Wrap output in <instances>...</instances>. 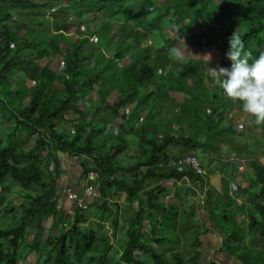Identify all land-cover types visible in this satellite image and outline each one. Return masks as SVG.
<instances>
[{"label": "trees", "instance_id": "obj_1", "mask_svg": "<svg viewBox=\"0 0 264 264\" xmlns=\"http://www.w3.org/2000/svg\"><path fill=\"white\" fill-rule=\"evenodd\" d=\"M65 1L67 5H63ZM51 6H57L59 13L52 14L53 19L49 20ZM214 10L218 15L213 18ZM102 16L113 22L122 21L117 32L121 34L120 43L111 55L98 52L85 35L77 33L81 25L94 23ZM209 19L211 24L215 22L218 33L224 21L228 26L239 22L238 37L245 49L253 57L264 51V0H221L220 4L213 0H0V112L6 113L5 120L9 122L0 124V130L7 126L10 129L1 132L7 143L0 135V193L8 181L17 183L28 203L21 206L19 225L0 228V264H22L18 243L28 239L30 221L34 219L41 226L49 217H53L59 234L45 242L38 241L40 230L29 247L36 250L37 243L50 246L41 264H147L141 260L144 256H150L154 264H166V251L176 244L166 240L180 216L179 208L167 196L173 184L186 176L204 183L190 167L171 165L179 157L170 148H187L204 159L219 153L209 140L225 114L221 104L241 108L239 102L227 97L225 103L217 99L219 87L207 88L212 77L204 72L201 61L190 56L204 49L207 40L216 48L227 50L231 28L226 27L228 34L217 40L211 30L202 29ZM171 23L183 26L186 50L190 53L186 58L176 55L179 42L170 37ZM147 32L164 43L156 49L155 56L149 52V43L142 40L147 39ZM28 60L41 66L40 77L34 83L16 78V72ZM192 86L197 90L184 100L188 102L186 107L192 105L196 118L182 121L173 130L168 111L169 102L175 98L173 91ZM207 94L214 101L208 116L204 105L200 106ZM139 114L144 117L143 122L136 121ZM146 116L149 119L145 122ZM73 118L71 131L59 128V122H71ZM153 118L158 125H165L162 133L152 131ZM110 120L113 121L109 123ZM125 122L130 124L127 134L138 142L146 141V148L128 167L120 157L130 148L129 138L106 131L108 123H120L122 128ZM193 127L198 129L196 136L191 135ZM34 135L38 140L30 146ZM60 152L83 158V178L99 193L91 195L96 198L91 205L77 206L69 214L58 208L56 195ZM50 158L54 160L53 168ZM251 164L257 190L252 195L248 193V214L242 210L245 215L241 226L236 230L228 228L224 233L228 254L244 264L254 261L253 247L247 245V240L256 237L260 243L264 239V164L258 158ZM92 171L97 173L94 179L90 178ZM148 179L158 183L148 188ZM32 188L39 193L31 192ZM192 192L200 200V207L211 203L208 208L212 217L217 213L211 207L213 203L218 204L220 198L230 199L228 188L219 194L210 182L202 200L195 189ZM91 207L96 208L99 220H90L86 215ZM221 208L226 212L225 220L240 219H233L226 207ZM68 218L73 221L66 225ZM121 221L127 223L123 235L119 233ZM113 236H119L116 251L111 243ZM235 248L240 253L231 250ZM111 251L114 257L118 254V261H112ZM180 260L178 264H184Z\"/></svg>", "mask_w": 264, "mask_h": 264}, {"label": "rangeland", "instance_id": "obj_2", "mask_svg": "<svg viewBox=\"0 0 264 264\" xmlns=\"http://www.w3.org/2000/svg\"><path fill=\"white\" fill-rule=\"evenodd\" d=\"M213 1L216 4L221 3V0H213ZM63 5H67V2L65 1ZM215 11L216 10L212 12L213 18L218 15L217 11L216 12ZM50 12H51V15L49 17V20L51 18L53 19L52 14L59 13L57 6H51ZM59 19L60 18L58 17V20ZM71 19H72V16H70L69 20ZM209 21L212 22V19H209L208 22ZM211 22L207 23L206 26L202 27V29L205 28L208 31L211 30L212 35L214 34L213 36L217 40H220L221 35L225 36L226 34H228V32L226 31V27L231 28L230 31L232 34L234 32H236L237 35L239 34V26H240L239 22L233 23L228 26L227 22L224 21L223 23H221V26L219 27L221 30L220 33H218V31L215 30L217 28L216 25H214L215 22H213L212 24ZM121 27H122V21L113 22L109 20L107 17L102 16L98 21L94 23H86V24L81 25L77 29V33H81L85 35V37L89 39L90 41L89 43L92 46H94L98 52L105 51V53H108L109 55H111L112 53L116 52L117 47L119 46L121 34L119 33L117 34V32L121 29ZM146 36H147V39L145 40L143 37L142 40L146 42L145 44L149 43L147 44V46H151V50L149 52L150 53L152 52L153 55L155 56L156 49L159 47H162L164 43L159 38H157L155 34H151L150 32H147ZM107 39H109L110 41H108ZM226 41L228 42V40ZM186 47H187L186 41L181 40L178 46V53L181 57L186 58L190 54L186 50ZM226 47L228 50V45H226ZM64 48L67 51L69 50V47H64ZM227 50L224 48H220L219 46H217V48L215 47V49H208V50L198 49L197 51L192 53L190 56H193V58L196 61L197 60L201 61L200 65L202 66V69L204 70L206 74L210 75L211 77V70H210L211 68H218L221 66L230 67L231 61H229L226 57ZM40 74H41V66H39L33 60H28L23 65L22 70L16 72V78L21 79V80L24 79L25 81H28L29 83H34L39 79ZM215 86L217 88L219 87L212 78V80L208 82L207 88L213 89V88H216ZM162 88L165 91L164 87ZM194 90H197V88L195 89L192 86V87H177V89L173 91V93L175 92V98H173L172 101H170L168 104L169 105L168 111L169 110L171 111L169 115H171L170 117L172 118L169 120V122H170V127L173 130H176L179 124L182 123V121L183 123H185L187 119L195 120L196 118L195 116L197 115V113L195 114V112L191 109L192 105H188L186 107L185 105H187L186 103L188 102L184 100L187 98V96L189 97L190 92ZM205 97L206 99H204V102L200 106L202 107L204 105L207 111L206 116H208L212 112V111L208 112V109H212L214 104H213V100L212 99L209 100L208 98L210 97V95L205 96ZM216 97L217 99L218 98L221 99L220 100L221 103H225L226 101L224 100L225 96L223 95L222 90L220 88L218 90V94ZM163 103H166V102L163 101ZM164 107L166 108L165 104L163 108ZM235 108L236 110L234 112L233 111L230 112V110L228 109L227 111L226 110L224 111L226 112V116L224 114L222 119L218 121V124L215 128V133L213 132L212 137H210L209 142L212 143L214 147H216V150L219 153L217 154L212 153L209 158L204 159L201 154L194 152L192 150H189L187 148L179 147V146H171L170 148L171 153L175 155L176 158L184 156V155H188L190 153H195L200 159H202L203 166L205 169L210 165L219 166L221 163L220 158H221L222 152L226 153V152H232L234 150L244 152V150L248 148V145H246L248 142L247 140L248 138H245V137L247 136V133L250 131L254 133V136H251V138H249L250 142L253 143L251 146L252 149L255 152L264 154V124L256 125L253 122V118L249 116L247 113H244L242 111V108L237 107V106ZM136 112L140 113V111H136ZM233 113H237L238 116H234ZM5 116H6V113L3 110H1L0 112L1 126L9 123L7 120H5ZM148 117L149 116H146L145 122ZM199 117L203 119V122L206 121L203 118V114H200ZM154 118L152 120L153 122L155 121ZM142 119L144 120V117L141 114H139V119L136 121H141ZM161 119L164 120L163 116H161ZM74 120L75 119L73 118L71 119V122H68V121L66 123L59 122V124L57 122V124L60 129H67V131H71L73 128ZM111 121L113 120H110L109 123ZM109 123L106 126V131L109 133H113V129L110 127V125L113 126L114 124L109 125ZM137 123L139 124L140 122H137ZM119 124L120 123L115 124L117 127H120V128L115 129L116 132L114 133L117 135H126V137L129 138V140L131 141V142L129 141L130 149L127 150V152L122 154L120 157L121 162L125 164V166L128 167V166H131L135 162L136 157L141 154L142 149L146 148V141L142 140L141 142H138V140H136L132 135L127 134L128 132H126V129L129 128L130 126L128 122H125L126 125H124L122 128L121 126H119ZM152 124L153 126L152 125H149V126H152L153 132H160V133L163 132L162 130L165 128V125L163 123H162L163 125L162 124L158 125L155 121ZM201 125L203 126V124ZM7 127H4V129L1 128L0 135H1V132L5 133L6 131L10 130L8 129L9 127L8 128ZM225 128H229V129L226 130ZM257 128L259 129V131L257 130ZM232 129L236 131L235 135L237 137L240 135L242 136V137H239L241 138L240 142L237 143L236 140L233 141V139L231 138ZM190 132H191V135L196 136L198 134V129L196 127H193L191 128ZM202 135L203 133L202 134L200 133V136ZM1 136L3 139H6L3 142L7 143L8 139L6 138V135H1ZM17 137H19V135H17ZM36 140H38V136L34 135L33 137H31L28 145L35 146ZM44 154H46V151L44 152ZM72 158L76 160L83 159V158H79V156L77 155H73ZM49 162H51V167L53 168L54 166V164L52 163L54 162L53 158H50ZM249 173L250 174L247 175V177H245L244 179H246V181L249 183L250 185L249 192H250V195H252L257 190V187H256L257 184H256L255 176H254L255 175L254 170L253 169L250 170ZM147 181H148L147 185L149 184L151 186L157 183V181L154 179H148ZM235 191H236V194L241 192L240 189H235ZM31 192L39 193V190H35L32 188ZM0 198L2 201L0 204V228H10V227L19 225L20 223L19 217L22 216V212H23V210L21 209V206L24 203L25 205L28 204L26 201V198L24 197V190L22 189V187H20L17 183H12L8 181V185L5 186L4 191L0 193ZM199 202L200 200L196 196L194 207L197 208L198 210L201 208L198 206ZM6 206H8V211H6ZM233 210L234 209H231V211ZM85 213L88 217L95 216L97 213V210L95 207H91L87 209ZM218 213H219L218 215L219 219H222L223 215L226 214V212L222 208L219 210ZM45 220L50 221V217ZM37 223L38 222L34 219L30 221V226H29L30 235L28 239L25 241H20L18 243L19 249L22 251V261H21L22 264H41L44 260V256L47 254V251L50 249V246H48L47 243H37L36 246L39 248H37L36 250H29L30 244L33 243L34 233L37 234V232L41 230V237L39 238L38 241H44V242L47 239H51L52 236L58 235V231L55 228V223L52 222L50 226L47 221L45 222V225L43 224L44 223L43 222L41 226L38 225ZM227 226H229L230 230L236 229V225L233 220H231V222L228 223ZM181 234L183 235V238H184L183 241L188 240L189 236H191V233L189 232H184ZM178 235H179L178 231L176 230L172 231L169 237V240L167 241V243H176V244L172 245L169 248V250L166 251V256H167L166 264H178V259H181L180 261L183 260L184 264H192V263L193 264H212V262H216L215 260L216 258L218 259V257L223 260L221 261L222 263H218V264H244L239 258L235 256H230L229 254L226 253L227 246H225L224 243H205L206 245H204V243H200L197 246H196L197 243H190L188 241H186L185 243H178L177 242L179 238ZM115 242L116 240H114V243H112V245L114 246V250L116 251V249H118L117 248L118 243H115ZM247 245L250 247H253L252 248L253 254H254L253 264L264 263V243H254V242L250 243L249 242L247 243ZM235 249H231V250L232 251L234 250L240 253V250H238V248H235ZM113 251H111V258L113 259L112 261L115 262L119 260V256H117L118 254L116 253L115 254L116 256L114 257ZM141 260H144L143 262L147 264H154L150 256H144L142 257ZM84 261H86V259H84ZM85 264H88V263H85ZM93 264H97V262Z\"/></svg>", "mask_w": 264, "mask_h": 264}, {"label": "crops", "instance_id": "obj_3", "mask_svg": "<svg viewBox=\"0 0 264 264\" xmlns=\"http://www.w3.org/2000/svg\"><path fill=\"white\" fill-rule=\"evenodd\" d=\"M221 105L222 106L224 105V108H223L224 111L225 110L227 111L228 109L230 110V112L232 111L234 112L236 110V108H233V109L229 108L225 104H221ZM211 111H212L211 109H208V112H211ZM224 113L226 116V112ZM233 115L238 116L237 113H233ZM257 130L259 131L258 128ZM235 132L236 131L232 129L231 138L233 139V141L236 140V142L238 143L240 142V139H241L239 137H242V136L240 135L237 137L235 135ZM232 135H234L235 137ZM251 136H254V133L249 131L247 133V136L245 137V138H248L247 139L248 142L246 144L248 145V148L245 149L244 152L235 151V150L232 152H226V153L222 152L220 161L223 164L220 163L219 166L210 165L205 169V171L207 172V178L209 179L210 184L215 175H217L218 173L221 174L222 189L221 191H218L216 188L215 189L219 194H223L225 188H228V195L230 197V199H223V198L218 199V202H219L218 204H216L215 202L213 203L211 207H215L217 209V213L213 217L211 216L213 215V213L211 212L210 208H208L210 207L211 203H208V205H206L205 207H201L199 210L195 207H191V203L195 202V199H196V195H194V193L192 192V190L194 191V188L192 187V185L195 183L194 180H191L188 176H186L182 178L181 180L177 181L176 184H173V189L171 190L167 198H170L172 203L176 205L180 210L179 222L176 228H174V231L176 230L179 233V238L177 241L178 243H185L186 241L190 243H194L198 241L199 243H204V245H206L205 243H224L227 240L224 233H226L225 230L229 228L227 224L230 223L231 220L227 221L224 218L222 219L218 218V215H219L218 212L222 206L228 209L227 214L231 215L233 219L237 217L240 218L238 220L237 219L233 220L236 225V228L239 225L241 226L242 219L245 214H248V209H249L248 203H247L248 197H249L248 196L249 191L246 190V188L249 187V183L244 178L247 177V175L250 174L249 173L250 170L253 169L251 162L254 161L256 158L261 160L264 155L263 153L260 154L259 152H255L252 149L251 146L253 143L250 142L249 140ZM228 155H235V160L233 161L229 160ZM72 156L73 155H70L67 153H61V152L59 153V158L61 161V172L57 179L56 195L58 198V208L61 211H64V214L72 213L77 208L76 202L70 199L69 196L67 195L66 190L68 188H71L72 190L77 191L81 196L84 197L85 206L91 205L96 200L95 197L85 193V189L87 186H89V184H88V181L83 178V167L81 166V160L73 159ZM205 156L207 157L208 154L206 153ZM262 163L264 164V162ZM219 168H221V170ZM229 174H231L232 177H230ZM254 174H255V171H254ZM233 178L235 180H232ZM152 186L148 184L147 187L150 188ZM181 187L182 189H180ZM238 187H241L244 189L243 191L236 194L235 189H239ZM176 190H177V196H174V192ZM215 198L217 197H214V200ZM120 204H122V202ZM231 209H234V210L231 211ZM242 210H245L244 211L245 214L241 213ZM91 219L99 220L96 218V215L90 216V220ZM52 220L53 219L50 218L51 223L49 220H45L43 224L45 225V222L47 221L50 226L52 222L54 223V220L53 221ZM106 223H107V227L109 228L108 222ZM246 224H247V221L245 222V225L242 228L243 232L246 231ZM126 229H127V223L124 221H121L120 228H119L120 235H123ZM56 230L58 231V234H59L60 229L58 230L56 227ZM184 232L191 233V236H189L188 240L183 241L184 238L181 233H184ZM199 232H201V234L196 239V235ZM35 235L36 234L34 233L33 240L35 239ZM118 237L119 236H113L111 238V243H114V240H116L115 243H119ZM254 238L253 240L249 238L248 241L250 243L251 242L257 243L258 239L256 237ZM153 239L155 240L156 236H153ZM168 240L169 238L166 240V243ZM260 243H264V239H262ZM226 253L228 254L227 251ZM215 261L217 263H222L221 261L223 260L218 257V259L216 258Z\"/></svg>", "mask_w": 264, "mask_h": 264}, {"label": "clouds", "instance_id": "obj_4", "mask_svg": "<svg viewBox=\"0 0 264 264\" xmlns=\"http://www.w3.org/2000/svg\"><path fill=\"white\" fill-rule=\"evenodd\" d=\"M226 57L230 67L211 68V77L223 95L239 102L256 125L264 124V51L253 57L234 32L228 38Z\"/></svg>", "mask_w": 264, "mask_h": 264}, {"label": "built area", "instance_id": "obj_5", "mask_svg": "<svg viewBox=\"0 0 264 264\" xmlns=\"http://www.w3.org/2000/svg\"><path fill=\"white\" fill-rule=\"evenodd\" d=\"M171 25H172V27L169 28L170 37L174 38V40H177V42H180L181 40H185V37L182 34V27H183L182 24L171 23ZM204 49H207V50L208 49H215V46H214L213 42H211L210 40H207ZM141 121H143V119ZM110 127L115 132H116L115 129L119 128L115 124L113 126L110 125ZM228 159L232 160V161L235 160V155H228ZM171 165L188 166L195 172V174H198L202 177V179L204 180L203 185L200 184L201 180H194L195 183L192 185V187L198 193L200 198L203 199L207 193V190H208L209 179L207 178V172L205 171V168L203 166L201 159L195 154H189V155L179 157V158L173 160L171 162ZM96 175H97L96 172H93V171L90 172V178L94 179L96 177ZM66 192H67V195L69 196V198L76 202L77 206H79V207L85 206L84 197L81 196L77 191L72 190L71 188H68L66 190ZM85 193L88 195H99L98 191L93 186H90V185L86 187ZM71 221H72L71 218L66 219V224H68V223L71 224L72 223Z\"/></svg>", "mask_w": 264, "mask_h": 264}, {"label": "water", "instance_id": "obj_6", "mask_svg": "<svg viewBox=\"0 0 264 264\" xmlns=\"http://www.w3.org/2000/svg\"><path fill=\"white\" fill-rule=\"evenodd\" d=\"M262 162H264V157L261 159ZM211 184L214 188H216L218 191H221L222 189V181H221V174L218 173L215 175L211 181Z\"/></svg>", "mask_w": 264, "mask_h": 264}]
</instances>
